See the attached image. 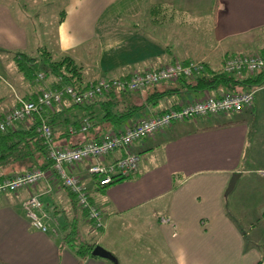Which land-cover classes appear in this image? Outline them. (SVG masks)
Masks as SVG:
<instances>
[{
  "label": "crops",
  "instance_id": "crops-1",
  "mask_svg": "<svg viewBox=\"0 0 264 264\" xmlns=\"http://www.w3.org/2000/svg\"><path fill=\"white\" fill-rule=\"evenodd\" d=\"M59 4L57 50L81 67L82 85L174 60L198 61L210 69H221L227 55L253 54L264 48V0H59ZM13 10L7 0H0V48L23 52L26 25L23 22L21 26L17 19L22 10L17 8L18 14ZM69 49H78L77 55L67 53ZM85 65L93 73L86 78L82 74ZM13 70L15 74L6 82L12 88V98L7 107L0 105V117L16 105L17 99L34 98L56 82L53 76L44 74L40 80L34 77L27 82ZM153 92L163 94L150 103ZM213 94L211 90L187 91L180 81H163L138 92L116 94L112 101L119 109L131 103L142 105L131 119L119 123L103 118L96 103L83 109L68 99L42 118L51 127L54 145L67 148ZM90 112L91 126L85 133L69 131L70 127L76 130L80 119ZM231 121L237 122L229 124ZM126 151L139 155L137 172L105 187L98 186L88 172V161L67 169L104 218L98 236L70 191L53 173L47 171L46 180L27 189L0 195V264H76L77 255L61 239L74 229L79 239L92 237L101 247L107 245L115 251L110 234L112 230L122 231L117 229V220L141 211L148 213V206L153 208L151 215L157 214L155 237L149 239L160 242L171 264H257L259 253L246 240L264 245V85L255 89L249 108L174 121L126 150L109 153L102 162H110ZM29 169L11 163L1 172ZM237 171L239 176L228 199L239 220L236 225L224 212L223 193L231 174ZM31 195H37L42 212L57 221L56 235L29 225L21 205ZM160 218L167 221L162 223ZM247 225L251 227L245 231ZM238 227L246 232L245 237ZM119 252L121 264L139 256L131 251V244ZM80 264L109 262L86 257Z\"/></svg>",
  "mask_w": 264,
  "mask_h": 264
},
{
  "label": "built area",
  "instance_id": "built-area-1",
  "mask_svg": "<svg viewBox=\"0 0 264 264\" xmlns=\"http://www.w3.org/2000/svg\"><path fill=\"white\" fill-rule=\"evenodd\" d=\"M222 69L227 73H239L242 70L253 72L262 68L264 61L258 54H246L225 57ZM201 65L198 62H189L183 65L179 61L152 68L144 73H134L128 79L118 77L101 78L94 83H89L81 89L69 85L57 88L41 89L34 98L29 100L17 99V103L0 117V131L13 128L15 123L39 117L36 126L38 135L47 147L48 158L51 160V171L60 184L74 194L79 207L87 209L88 218L96 226H101L100 214L96 208L89 206L85 188L80 181L70 172L68 167L88 161V172L96 177L97 185L108 186L114 177H126L137 172L139 155L125 152L122 156L110 162H102L109 153L126 150L135 141L144 137H151L157 131L168 128L173 121H183L193 117H205L217 114H231L240 112L251 106L254 90L240 93H224L218 96H204L176 108H168L159 115L143 118L124 128L118 133L103 137L98 142H85L72 148H59L52 141L50 125L42 114L51 113L54 106L68 99L74 104L84 103L108 91L136 92L147 86L155 85L162 81H177L181 77H191L198 72ZM42 73H37L35 79L40 80ZM89 128V121L83 117L77 130L72 127L70 132H85ZM47 171L33 169L28 172L16 174L0 181V195L27 189L38 181H44ZM22 211L29 225L42 233L57 234L58 223L41 210V202L37 195H31L22 202ZM167 219L160 218L164 223Z\"/></svg>",
  "mask_w": 264,
  "mask_h": 264
},
{
  "label": "trees",
  "instance_id": "trees-1",
  "mask_svg": "<svg viewBox=\"0 0 264 264\" xmlns=\"http://www.w3.org/2000/svg\"><path fill=\"white\" fill-rule=\"evenodd\" d=\"M26 16H24L25 18L23 17L20 20L21 26L23 25V22L25 23L23 26L25 25L27 26V23L30 19H28L29 16L27 17ZM255 54H258L264 61V48ZM239 55H246V54H239ZM229 56H236V55H227L225 57H229ZM175 61L177 60H174L168 64H171ZM12 62L14 64V68L16 72L20 73L22 78L27 82H32V80L34 79V77H36V74L39 71L38 66L41 65L42 67L41 69L43 70L44 72L43 74L45 76H53L56 79V82H53L50 85L51 86L50 88L52 89L60 87L62 85H69L75 89H81L84 86L88 85L89 83H94L101 78H109V77H100V78H97L95 80H92L86 83L85 85H82L81 84V67L75 64L71 57H69L68 55H60L54 58V55L50 51H48L46 47L41 46V45L36 48V56L35 55L30 56L24 52H19V51L13 53ZM179 62L185 65V64H188L189 62H196V61H179ZM198 63L201 65V69L198 72L193 73V75L189 78L181 77L180 79L177 80L181 82V85L187 91L202 92V91L211 90L214 93L213 96H218L224 93H240V92H246L250 90L255 91L257 87L264 85V64L261 69L253 71V72L242 70L239 73H227L226 71L222 69V64H221V69H210L209 67L205 66L203 62H198ZM160 66H163V65H160ZM160 66H157L154 68H158ZM150 69L152 68H149L144 71L131 72L125 76L118 77V78L128 79L134 73H144ZM152 86H147L144 89L148 87H152ZM118 93H130V92L108 91V92H105L101 95L94 97L91 100L85 101L84 103H80V104L73 103V104L78 105L82 107L83 109H86V107H88L89 105L96 103L99 106V109L101 111L100 114L103 118H105L106 120L112 123H119L122 120L131 119L135 115V113L142 107V105L131 103L125 107H122V109H119L120 107L118 108L117 105L114 104V102L112 101V99ZM162 94H163L162 92H153L148 98L150 103H153L157 98L161 97ZM29 99H32V98H28L26 100H29ZM167 109H165L164 111H166ZM160 113L155 114V115H159ZM91 115L92 113L90 112L88 113V115L83 116L88 119L89 128L91 126V122H90ZM155 115H151V116H155ZM149 116L147 115L145 117H142L138 119L137 121L143 118L149 117ZM193 118H196V117H193ZM39 120H40L39 117L34 116L31 119L25 120V121H29V123H26L27 125L25 124L24 121L17 122L15 123L13 128H7V129L0 131V181H2L3 179L7 177H11L16 174H21V173H24V172H27L33 169L51 171L52 163H51V160L48 158L46 144L44 143L43 139L38 135V132L36 131V126L39 123ZM236 122L237 121H231L228 123L231 124V123H236ZM79 125H80V122L76 128H78ZM128 126L129 125L124 126V128ZM85 132H82V133H85ZM118 132L119 131L117 132L109 131V133H107L106 135L104 134V136L99 137L98 139L89 140L86 142H98L103 137L113 134V133H118ZM144 138H147V137H144ZM76 146L78 145H75L72 147H76ZM72 147H67V148H72ZM11 163H15L16 165H19L24 168L30 167V169L26 171H17V172L14 171L12 174L11 173L9 174V172L2 173L1 169ZM27 165H30V166H27ZM132 175H128L126 177H114L113 182H118L124 179H128ZM96 183H97V180H96ZM230 192L231 191H229L226 194L223 193V209H224V212L237 225L239 220L237 219L235 214L232 212L231 206L228 200ZM71 195L76 203L74 194L71 193ZM87 201H88L89 206L96 208L100 214V211L98 207L95 205V203L92 200L88 199V197H87ZM78 208L83 212L87 220V223L91 226V228H93L95 234L99 233L102 229L103 223L101 224V226H96L95 223L87 217L88 216L87 209H83L79 206ZM263 219H264V210L261 213V220ZM100 220H102L101 216H100ZM250 227L251 225L245 226V231H247ZM238 228L241 229V227H238ZM241 230H242V235L245 237L246 232L243 231V228ZM61 239L63 240V242L65 240L67 246L73 251L74 254L77 255L78 261L76 264H80L81 261L86 257L98 258V257H93L90 255L91 249L95 245H98V242H96V239L90 237L87 240L85 239L81 240L77 237L75 229L74 231L70 230V232L66 235L63 234ZM246 242L247 244L254 246V248L258 251L259 258L257 260V264H264V245L251 243L248 239L246 240ZM111 255L113 257V261H109L105 259L106 261L109 262V264H121L119 262L120 260H118V258L115 255H113L112 253ZM152 264H158V262L155 261Z\"/></svg>",
  "mask_w": 264,
  "mask_h": 264
},
{
  "label": "rangeland",
  "instance_id": "rangeland-1",
  "mask_svg": "<svg viewBox=\"0 0 264 264\" xmlns=\"http://www.w3.org/2000/svg\"><path fill=\"white\" fill-rule=\"evenodd\" d=\"M7 2L11 4L14 12L18 11L17 8L22 10L20 13L16 12V14H20L17 19L21 20L22 16L27 14L29 16L28 19L31 20H29L27 26H25L27 43L26 48L23 50L24 53L30 56H36V48L41 45L46 47V49L54 55V58L62 54L57 50V46L59 45L58 38L55 35L56 21L59 12L62 9L59 0H7ZM1 49L2 48H0V100L2 101L0 105H3L4 108L9 105V100L12 98L13 94L12 88L8 87L6 82L11 80V77L15 74V71L13 70L14 64L12 62V55L17 51H5ZM69 50L70 51L67 53L72 55L76 53L77 55L78 49ZM79 58L80 60L82 59V61L84 60L83 56H80ZM41 68V65H39L38 72L43 74L44 72ZM82 74L84 78L93 74L89 65L84 66ZM234 116H238V114ZM154 206H156V204H154ZM150 207L151 206L146 207L148 213H142L141 211L138 212L139 214L136 216H132L131 214L117 220V224L120 226L117 229H122V231L117 230L114 232V230H112L110 234V237L115 240L116 243L115 251H113L112 247L107 245H104L103 248L112 252L120 262L121 255L119 250L122 247L124 248L127 247L128 244H131V251L133 253H139V256L137 258H132L129 261L127 260V264H152L155 261H157L158 264H171L169 258L164 254L165 251L163 253L164 249L161 248L160 242L156 244L153 243L152 238L149 239L150 236L152 237L154 235L155 237V232L153 231L155 223H157V214L154 216L151 215L150 213H152L153 208ZM101 222H104V218ZM146 232H148L147 237L144 236L146 235ZM98 235V233L95 234V236Z\"/></svg>",
  "mask_w": 264,
  "mask_h": 264
},
{
  "label": "water",
  "instance_id": "water-1",
  "mask_svg": "<svg viewBox=\"0 0 264 264\" xmlns=\"http://www.w3.org/2000/svg\"><path fill=\"white\" fill-rule=\"evenodd\" d=\"M239 173L238 172H234L232 173V175L230 176V179L227 183V186L224 190V194L228 193L229 191L232 190L236 179L238 178ZM90 255L93 257H98V258H102V259H107L109 261H113V257L111 255V253L109 251H107L106 249H104L103 247H101L100 245H95L91 251H90Z\"/></svg>",
  "mask_w": 264,
  "mask_h": 264
}]
</instances>
